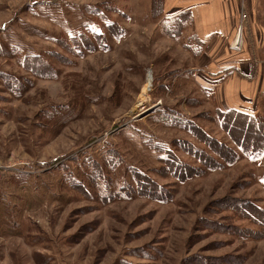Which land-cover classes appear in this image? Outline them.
I'll list each match as a JSON object with an SVG mask.
<instances>
[{
	"label": "rangeland",
	"instance_id": "rangeland-1",
	"mask_svg": "<svg viewBox=\"0 0 264 264\" xmlns=\"http://www.w3.org/2000/svg\"><path fill=\"white\" fill-rule=\"evenodd\" d=\"M162 2L0 0V264H264V149Z\"/></svg>",
	"mask_w": 264,
	"mask_h": 264
},
{
	"label": "crops",
	"instance_id": "crops-1",
	"mask_svg": "<svg viewBox=\"0 0 264 264\" xmlns=\"http://www.w3.org/2000/svg\"><path fill=\"white\" fill-rule=\"evenodd\" d=\"M163 6L174 16H189L194 33L204 45L198 63L204 72L214 74L212 83L221 92L222 107L248 115L258 111L255 106L264 98V30L254 25L253 16L248 13L250 36L236 51L230 44L237 0H164Z\"/></svg>",
	"mask_w": 264,
	"mask_h": 264
},
{
	"label": "trees",
	"instance_id": "trees-1",
	"mask_svg": "<svg viewBox=\"0 0 264 264\" xmlns=\"http://www.w3.org/2000/svg\"><path fill=\"white\" fill-rule=\"evenodd\" d=\"M163 4L164 0L160 5L161 12H163ZM186 19L188 21H191L187 14L180 15L178 18L173 20V22L178 26L177 32L178 30H181V24L186 21ZM167 33L170 34L169 31H167ZM220 118L222 120L221 122L223 128L228 132L229 136L233 139L234 143L238 147H241L244 152L257 153L264 149V132L261 129L262 123L260 121L254 120L248 114H244L235 110H229L227 112H224V114H222ZM236 130H238V132L243 131L241 133L242 138L240 140L239 138L237 139L236 136L233 134V132H235V134H238ZM260 135L263 140L261 139L262 141H257Z\"/></svg>",
	"mask_w": 264,
	"mask_h": 264
},
{
	"label": "built area",
	"instance_id": "built-area-1",
	"mask_svg": "<svg viewBox=\"0 0 264 264\" xmlns=\"http://www.w3.org/2000/svg\"><path fill=\"white\" fill-rule=\"evenodd\" d=\"M242 10H244V6L241 5V17H240V23L238 25V29H237V33H236V39L234 41V43L232 44V48L235 50H239L241 45H242V27H243V22L246 21V15L245 13H242ZM237 38H240L239 44L237 41Z\"/></svg>",
	"mask_w": 264,
	"mask_h": 264
},
{
	"label": "bare ground",
	"instance_id": "bare-ground-1",
	"mask_svg": "<svg viewBox=\"0 0 264 264\" xmlns=\"http://www.w3.org/2000/svg\"><path fill=\"white\" fill-rule=\"evenodd\" d=\"M237 41H238V43H239V38H237ZM151 77L148 75L147 76V78H146V82H145V85H144V87H143V89H142V93H141V95H142V97L143 96H145V94L150 90V88H151ZM146 101V100H145Z\"/></svg>",
	"mask_w": 264,
	"mask_h": 264
}]
</instances>
